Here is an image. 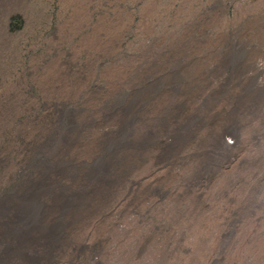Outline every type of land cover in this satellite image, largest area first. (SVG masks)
Here are the masks:
<instances>
[{"label":"rangeland","instance_id":"1","mask_svg":"<svg viewBox=\"0 0 264 264\" xmlns=\"http://www.w3.org/2000/svg\"><path fill=\"white\" fill-rule=\"evenodd\" d=\"M0 264H264V0H0Z\"/></svg>","mask_w":264,"mask_h":264},{"label":"bare ground","instance_id":"2","mask_svg":"<svg viewBox=\"0 0 264 264\" xmlns=\"http://www.w3.org/2000/svg\"><path fill=\"white\" fill-rule=\"evenodd\" d=\"M150 179H152V178H150ZM204 181V180H203ZM249 182V181H248ZM192 187V186H191ZM174 189V188H173ZM163 202V201H162ZM238 202V201H237ZM205 209V208H204ZM220 213V212H219ZM169 217V216H168ZM129 221V220H128ZM172 222V221H171ZM120 224V223H119ZM252 232H254V231H252ZM241 239V238H240ZM258 240V239H257ZM188 243V242H187ZM244 245V244H243ZM253 245V244H252ZM250 247V246H249ZM239 249V248H238ZM248 249V248H247ZM257 252V251H256ZM113 256V255H112ZM212 262V261H211Z\"/></svg>","mask_w":264,"mask_h":264}]
</instances>
